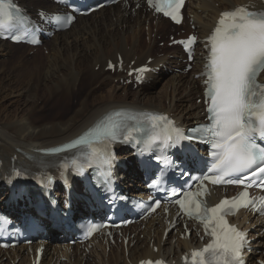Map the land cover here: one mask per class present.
Segmentation results:
<instances>
[{
    "label": "bare ground",
    "instance_id": "bare-ground-1",
    "mask_svg": "<svg viewBox=\"0 0 264 264\" xmlns=\"http://www.w3.org/2000/svg\"><path fill=\"white\" fill-rule=\"evenodd\" d=\"M263 1L193 0L190 13L193 14L198 33L204 36L221 9L247 3L261 5ZM22 2L25 3V0ZM216 3L218 6L215 5ZM38 4L34 1L27 5L37 6ZM46 5L51 6L48 3ZM148 20L150 23L155 21L142 8L133 14L119 10L114 18L110 17L109 10L88 18H80L70 30L54 37L48 45L50 52L46 60L38 56L29 58L26 51H18L28 48L26 46H16L0 41V59L5 57L7 59L0 60V158L5 160L6 167L10 166L9 159L14 156H17L25 165L32 164L28 157L41 160L40 150L72 140L105 113L117 108H161L173 114L184 127H190L201 119L202 105L195 102L196 95L199 94L198 83L192 76L173 74L168 79L167 75H160L159 78H155L152 85L132 93L134 100H129L131 93L123 94L124 98L119 94L120 91L126 93L127 88L114 84L115 80L120 79L122 75L115 74L113 77L105 72L107 61H116L117 54H121L127 64L134 60L137 64H144L149 57H156L152 55L154 42L146 46L141 41L144 25ZM157 23V28L166 26L164 20H158ZM154 29L155 27L150 25L146 35L152 38ZM12 61H15L13 66L10 65ZM161 64L170 65L172 61L164 57L157 59L152 66ZM195 65L197 66L198 62ZM96 67H99L98 71L95 70ZM85 81H88V87L81 90ZM161 81H163L162 84ZM170 82L176 96L169 105H166L165 100L168 98L166 93ZM181 91L184 92L185 97L177 96ZM15 95L17 99L10 104L13 105L12 109L1 105L2 98H11ZM40 100H43L42 105L37 104ZM58 100L64 101V108L72 110L69 116L63 117L64 113L59 112L61 116L45 118L37 113V110L45 111L48 105L52 108L57 107L60 103ZM74 100L77 102L74 103ZM14 103L17 104L16 108ZM188 104H190L189 107H187ZM125 156L130 155L124 154L123 157ZM130 171L135 172L133 167H130ZM238 222L249 230L258 225V220L250 215H243ZM137 229L135 227L131 232L136 233ZM257 233L258 229L251 230V236L255 240L252 243L253 250L247 255L250 264H255V259L261 257L263 249ZM141 236L144 237L143 241L140 240ZM133 240H136L134 247L128 248V258L132 262L149 256L162 255L170 258L174 255L175 258L179 249L189 246L188 242L180 240L175 246L170 241L162 246L159 225L155 227L154 232L148 228L141 230ZM152 240H154V246L157 245L160 248L158 254L149 248ZM19 256L20 264L27 261L23 253H19ZM49 256L50 260H53L55 253ZM66 258L69 262L64 264H89L91 259L94 264H127L124 250L119 249H112L109 255L104 249L92 250L86 256L75 249L74 253ZM177 258H179L178 255ZM56 263L58 258L55 259Z\"/></svg>",
    "mask_w": 264,
    "mask_h": 264
},
{
    "label": "snow or ice",
    "instance_id": "snow-or-ice-1",
    "mask_svg": "<svg viewBox=\"0 0 264 264\" xmlns=\"http://www.w3.org/2000/svg\"><path fill=\"white\" fill-rule=\"evenodd\" d=\"M148 2L153 4L154 0ZM182 3L183 0H163L162 5L161 0H155V8L157 12L163 11L165 15H170L179 22L178 9ZM166 8L170 11H166ZM18 14L23 17L11 0H0V29L10 28L16 22ZM54 19L66 24L73 17L57 15ZM189 40L194 42L195 37H190ZM208 42L210 48L204 75L207 77L205 96L210 101L207 108L210 123L201 126L199 130L203 131V142L209 143L212 149L214 162L211 168L221 174L217 179H212V183H220L223 176L232 174H264V144L257 142V137L264 141V85L257 81L260 73L264 72V13L247 11L243 6L221 13L218 25L208 37ZM123 115L120 111L109 114L64 148L90 144L93 139L113 142L122 137V142H129L133 133L140 132L145 126V120L137 119L136 116L128 117L135 121L129 126L127 120L115 119ZM146 121L152 126L157 121L172 125V121L166 116L149 115ZM171 131L177 134V140L182 135L179 129L172 128ZM191 131L196 132L198 129ZM186 138L193 139L192 136ZM62 150L64 149L57 148L52 151ZM101 155L107 162L109 154L102 152ZM72 163L76 164V161L73 160ZM227 183H244V180L237 178L228 180ZM194 195L196 194L188 193L185 200H177L176 203L189 216L195 212L197 218L204 222L206 231L210 228L213 242L203 251L191 253L192 264H242L239 255L244 233L229 226L224 214L225 209L231 211L252 203L246 199L248 193L243 192L239 199L232 201L222 200L210 209L202 208L199 202L192 199ZM206 253L210 254V258H205Z\"/></svg>",
    "mask_w": 264,
    "mask_h": 264
},
{
    "label": "rangeland",
    "instance_id": "rangeland-1",
    "mask_svg": "<svg viewBox=\"0 0 264 264\" xmlns=\"http://www.w3.org/2000/svg\"><path fill=\"white\" fill-rule=\"evenodd\" d=\"M146 34V33H145ZM143 41L146 43V40H145V38H143ZM16 50H18V49H16ZM28 50V51H27ZM18 51H26V52H29L30 53V51H29V49H26L25 50V48H22L21 50H18ZM39 52H40V54L44 57V59L45 58H47V56L46 55H44V54H42L41 53V50H39ZM174 54H177L178 52H173ZM30 55H31V53H30ZM32 56V55H31ZM3 59V58H2ZM5 60H6V58H5ZM15 64V61H12L11 62V66H13ZM1 67V66H0ZM114 84H116V83H114ZM87 85H88V83L87 82H85V88L87 87ZM130 91L131 92H134L132 89H130ZM130 92V93H131ZM119 94H121L120 96L121 97H123L124 98V93H122V91H120V93ZM132 94V93H131ZM133 95V94H132ZM132 95L129 97V100H133V97H132ZM15 99H17V96L15 95V96H11V98L9 97V98H2V103H1V105H3V106H5V107H7L8 109H12L13 108V105H10V104H12V102H14V100ZM4 101V102H3ZM58 101H60V103H59V105L57 106V107H51V106H46V110L45 111H42V110H37V113L39 114V115H41L42 117H45V118H49V117H53V116H55V115H60L61 116V114H59V112H62V113H64V116L63 117H67V116H69V114H70V112L72 111L71 109H69V108H64V106H63V102L64 101H62V100H58ZM40 102V103H39ZM42 102H43V100H40V101H38L37 102V104L38 105H42ZM195 102H196V100H195ZM9 104V106H7ZM15 105H14V108H16L17 107V104L16 103H14ZM22 103L20 102V105H21ZM26 104H28V103H26ZM197 104V103H196ZM190 106V104H188L187 105V107H189ZM23 107H25V105H23ZM18 109H20V108H18ZM96 260V259H95ZM89 264H94V262L92 261L91 263L90 262H88Z\"/></svg>",
    "mask_w": 264,
    "mask_h": 264
}]
</instances>
